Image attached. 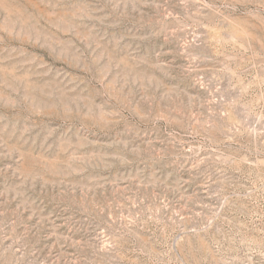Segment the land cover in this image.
I'll list each match as a JSON object with an SVG mask.
<instances>
[{
    "label": "rangeland",
    "instance_id": "1",
    "mask_svg": "<svg viewBox=\"0 0 264 264\" xmlns=\"http://www.w3.org/2000/svg\"><path fill=\"white\" fill-rule=\"evenodd\" d=\"M0 264H264V0H0Z\"/></svg>",
    "mask_w": 264,
    "mask_h": 264
}]
</instances>
